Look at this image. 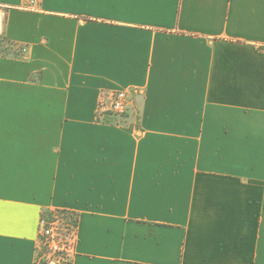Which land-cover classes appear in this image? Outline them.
<instances>
[{"label":"crops","instance_id":"obj_1","mask_svg":"<svg viewBox=\"0 0 264 264\" xmlns=\"http://www.w3.org/2000/svg\"><path fill=\"white\" fill-rule=\"evenodd\" d=\"M0 37V264L46 209L71 264H264V0H0Z\"/></svg>","mask_w":264,"mask_h":264},{"label":"rangeland","instance_id":"obj_2","mask_svg":"<svg viewBox=\"0 0 264 264\" xmlns=\"http://www.w3.org/2000/svg\"><path fill=\"white\" fill-rule=\"evenodd\" d=\"M0 51H3L5 53L18 54L21 51V48L11 45V43L8 42L6 39L0 37ZM116 92H113V94ZM110 97L111 96L108 97V100H105L103 97L101 98L97 110L98 121L104 123H111L114 125L127 124L129 118L132 116L134 117L136 113L134 114V112L131 110L122 114L114 111L109 105ZM72 217H74V215H70L67 220L58 217L59 219H56L53 222H50V220H47L45 218L43 220L41 219L36 264L72 263V256L74 253L77 233V228L69 226L67 224V222H71L70 219ZM54 222L56 223V241L59 245V248H61L60 250H57L58 252L51 249L49 245L50 241H47L46 237L43 235L42 232L43 224L47 226Z\"/></svg>","mask_w":264,"mask_h":264},{"label":"built area","instance_id":"obj_3","mask_svg":"<svg viewBox=\"0 0 264 264\" xmlns=\"http://www.w3.org/2000/svg\"><path fill=\"white\" fill-rule=\"evenodd\" d=\"M35 1L36 0H30V2L33 4L35 3ZM109 105L111 106V109L122 114L131 110L132 102L130 100L129 94L126 91H118L113 95H111L109 100ZM55 225H56L55 222L47 226L43 224L42 232L43 235L46 237L47 241H50L49 245L51 249L57 251L60 250L61 248H59V245L57 244L56 241Z\"/></svg>","mask_w":264,"mask_h":264},{"label":"trees","instance_id":"obj_4","mask_svg":"<svg viewBox=\"0 0 264 264\" xmlns=\"http://www.w3.org/2000/svg\"><path fill=\"white\" fill-rule=\"evenodd\" d=\"M70 215H74V217H72L70 219L71 222H67V224L69 226L77 228L78 223H79L78 214L75 212L69 211V210H62V209L47 210L46 209L42 211L41 219L43 220L45 218L47 220H50V222H53L59 218L67 220V218H69Z\"/></svg>","mask_w":264,"mask_h":264}]
</instances>
